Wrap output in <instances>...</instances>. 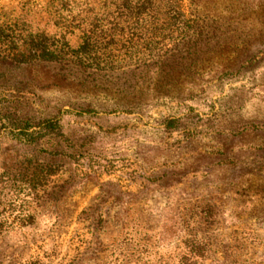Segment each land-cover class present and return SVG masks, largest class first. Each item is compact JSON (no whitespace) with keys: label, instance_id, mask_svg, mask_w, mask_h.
I'll return each instance as SVG.
<instances>
[{"label":"rangeland","instance_id":"rangeland-1","mask_svg":"<svg viewBox=\"0 0 264 264\" xmlns=\"http://www.w3.org/2000/svg\"><path fill=\"white\" fill-rule=\"evenodd\" d=\"M57 1L0 0V264H264V35L60 65L88 0Z\"/></svg>","mask_w":264,"mask_h":264},{"label":"trees","instance_id":"trees-1","mask_svg":"<svg viewBox=\"0 0 264 264\" xmlns=\"http://www.w3.org/2000/svg\"><path fill=\"white\" fill-rule=\"evenodd\" d=\"M62 1L64 0L57 1L53 13V16L58 18L56 25L59 23V19H63L57 9ZM170 1H84L85 7L81 12L85 15L81 17L79 15L77 22L71 21L72 23L66 24L63 21L62 24L71 28V32L80 31L79 43L72 47L67 43L60 44L58 39H54V46L48 50L47 58L60 65L82 67L89 64L97 68L110 66L111 69L114 67V58L111 57L114 52L126 51L125 55H131L138 53L137 49L140 46L141 49H144L143 51L147 50V58L157 66L161 61L165 39L178 38V41L201 42L208 33L221 34L218 27L220 25L228 27V30L231 31L230 36L232 34L231 39L238 38L241 34L244 35L245 46L241 47V54L248 57L251 46L250 38L256 34L264 35V0H210L211 4H204L192 15L195 17L187 18L183 10L171 5ZM251 22H253L251 27H247V23L251 24ZM258 24L261 26L260 29H256ZM232 27L234 29H231ZM29 42L27 55L23 56V53L21 55V62L24 63L39 61L46 48L43 46L42 38L31 37ZM55 44L57 45L55 46ZM176 47L177 43L170 51H175ZM230 47L232 48L233 44H230ZM235 47H233V51L237 49ZM102 50L106 53L99 55L98 52ZM148 65L142 63L140 71H144ZM139 68L138 65L136 69ZM62 78H64L63 80L67 79L66 77ZM44 122L49 124V129L54 128L55 124L50 123L52 122L50 119ZM44 129L46 127H40L38 131L29 133L28 140L35 142ZM35 133L38 136L34 137ZM43 136H48V132Z\"/></svg>","mask_w":264,"mask_h":264}]
</instances>
